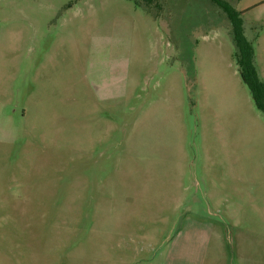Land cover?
I'll list each match as a JSON object with an SVG mask.
<instances>
[{"label":"rangeland","instance_id":"374dc122","mask_svg":"<svg viewBox=\"0 0 264 264\" xmlns=\"http://www.w3.org/2000/svg\"><path fill=\"white\" fill-rule=\"evenodd\" d=\"M220 1L264 81V8ZM229 17L0 0V264H264V117Z\"/></svg>","mask_w":264,"mask_h":264},{"label":"trees","instance_id":"16d2710c","mask_svg":"<svg viewBox=\"0 0 264 264\" xmlns=\"http://www.w3.org/2000/svg\"><path fill=\"white\" fill-rule=\"evenodd\" d=\"M138 1V0H137ZM145 3V6L154 5L157 0H142ZM221 10L231 14L229 22L231 24L230 36L233 46L235 48L234 59L238 67L239 75L243 83L247 86L249 95L256 107V109L264 117V81L258 76L254 62H253V53L252 48L249 43L242 36L241 29L239 27L238 16L234 12L235 9L230 7L225 2L220 0H210ZM232 10V11H230Z\"/></svg>","mask_w":264,"mask_h":264},{"label":"crops","instance_id":"0c3cea01","mask_svg":"<svg viewBox=\"0 0 264 264\" xmlns=\"http://www.w3.org/2000/svg\"><path fill=\"white\" fill-rule=\"evenodd\" d=\"M243 3V4H242ZM242 5V7H239ZM264 0H256L253 4H248L247 1L242 0L238 4L239 10H262L264 7ZM14 112L9 110L6 112V106L0 104V144H5L7 141H10V133L12 132L13 127V117Z\"/></svg>","mask_w":264,"mask_h":264}]
</instances>
